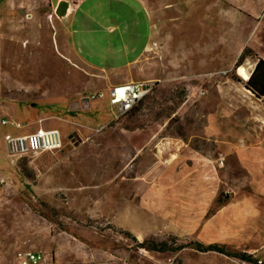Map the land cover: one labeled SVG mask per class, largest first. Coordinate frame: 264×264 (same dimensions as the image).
<instances>
[{
    "label": "rangeland",
    "instance_id": "1",
    "mask_svg": "<svg viewBox=\"0 0 264 264\" xmlns=\"http://www.w3.org/2000/svg\"><path fill=\"white\" fill-rule=\"evenodd\" d=\"M14 1L0 4V155L5 134L36 127L57 129L65 145L15 164L36 179L28 190L0 158V264H16L28 251L48 258L59 251L70 264H164L139 248L147 239L172 249L216 243L262 260L264 140L256 143L264 107L236 76L232 60L246 27H232L230 5L141 0L153 24L142 56L152 64L141 70L155 63L159 77L134 111L115 119L107 91L138 69L126 67L134 56L103 31L105 15L93 14L98 27L77 14L66 29L45 13L49 0ZM98 92L104 97L89 98ZM82 99L87 108L69 109ZM80 248L89 253L77 261ZM168 254V264L230 258L192 248Z\"/></svg>",
    "mask_w": 264,
    "mask_h": 264
},
{
    "label": "crops",
    "instance_id": "2",
    "mask_svg": "<svg viewBox=\"0 0 264 264\" xmlns=\"http://www.w3.org/2000/svg\"><path fill=\"white\" fill-rule=\"evenodd\" d=\"M22 2L26 1L29 3H34L36 1L44 3V0H20ZM69 3V13L67 15V23L65 28L69 26L71 20L75 18L77 14H80L82 20L88 21L90 24L93 22L99 27L98 16H94V13L105 15V20L107 24L103 25V31L105 34H108L109 37H116L117 41L119 42L118 50H121L123 54H128L134 56L132 59H128L126 62V67H131L134 64H137L138 69V76L134 77H125L124 82H133V81H152L158 79V69L157 65L154 63L152 70L145 69L144 71L141 70V67L147 66L150 68L151 62H146L142 60V56L147 51L148 46L152 40L153 36V24L151 23L150 16L146 11L141 0H65ZM223 3H227L230 5L228 7L229 10V18H232V27L233 24L235 27L240 26L241 24L246 27L245 38L241 44L236 49L234 54V58L232 61L236 60L235 64V73L236 69L239 66H243L250 75L252 70L254 69L258 60H264V0H219ZM14 3V0H0V4L10 5ZM48 3V2H47ZM50 4V2H49ZM47 4L46 14L53 20H56V16L54 15V9ZM50 6V7H49ZM117 7L115 10H112L111 7ZM112 10V11H111ZM122 13V15H120ZM231 23V21H230ZM66 40H71L70 33L65 34L64 37ZM247 50L246 56L241 58V61L238 63V58L243 52V50ZM135 54V55H133ZM238 71L236 76L241 79L238 75ZM247 80V79H246ZM241 79L239 82L240 87L245 91V93L249 94L250 97L253 96L244 89L243 84L246 82ZM120 83V84H122ZM255 99V98H254ZM259 101L261 105L264 107V97L260 99H255ZM53 129V128H52ZM255 127L252 128V131H256ZM264 140V136L261 140H259L256 145H260ZM243 142V140H241ZM247 143V141H246ZM65 145V143H63ZM62 144V146H64ZM242 144L235 141L232 143V147L239 149ZM248 146H251V144ZM50 153V152H48ZM39 156V155H38ZM37 157V156H36ZM140 242V241H139ZM83 244V243H82ZM172 249V248H170ZM182 248L180 251L183 252ZM81 254L77 255L80 259H76L77 261L84 259L89 251L85 249H81ZM37 252V251H33ZM171 251L165 252H154L151 251L152 257L157 258L155 262L159 260L164 264H168L171 258H169V254ZM40 253V252H37ZM207 253H215V252H207ZM256 252L252 250L249 255L252 258L256 257L254 255ZM45 261L42 264H70V260L74 259H64L61 257V253L59 251H55L53 255L49 258L41 253ZM219 254V253H215ZM222 255V254H220ZM223 256V255H222ZM227 258V256H224ZM263 259H255L259 262H264V253L262 255ZM164 260H163V259ZM232 260V261H231ZM232 257L227 258L223 264H237L233 261ZM240 261V260H239ZM90 262V261H86ZM242 262V261H241ZM91 263V262H90ZM246 263V262H242ZM183 264H188L187 259L183 262ZM253 264V263H248Z\"/></svg>",
    "mask_w": 264,
    "mask_h": 264
},
{
    "label": "built area",
    "instance_id": "3",
    "mask_svg": "<svg viewBox=\"0 0 264 264\" xmlns=\"http://www.w3.org/2000/svg\"><path fill=\"white\" fill-rule=\"evenodd\" d=\"M151 90V83L146 81H133L122 84H116L109 87L107 91L108 104L113 106L116 111L115 119L122 117L134 105L141 101ZM199 94L201 92L199 91ZM104 97L102 92L91 94V100L101 99ZM83 108L88 107L87 100H81ZM6 124L5 120L1 121ZM17 127L20 124H15ZM100 130V128H99ZM4 145L7 155L10 158L22 156L36 157L45 152L59 150L62 147V139L57 129H42L24 135L9 136L4 135ZM143 250H139L141 253ZM45 261L44 256L37 252L20 253L17 257L16 264H42Z\"/></svg>",
    "mask_w": 264,
    "mask_h": 264
},
{
    "label": "trees",
    "instance_id": "4",
    "mask_svg": "<svg viewBox=\"0 0 264 264\" xmlns=\"http://www.w3.org/2000/svg\"><path fill=\"white\" fill-rule=\"evenodd\" d=\"M246 53H247V50L246 49L243 50V52L241 53V55L239 56V58L237 60L238 63L241 61L242 57L246 56ZM237 71H238L237 75L243 81H245L247 79L246 82L243 84V87L246 91H248L255 99H260V98L264 97V60L260 59L257 61L256 65H255V67L252 70L250 75L248 74V71L243 66L237 67L236 73H237ZM136 105H134L123 116H127L129 113L134 111L136 108L135 107ZM38 128L39 127H36L34 129V131L37 130ZM3 142H4V136H3ZM4 151H5V155H3L4 153H1V154L8 159V162H9L8 169L11 171L14 170L15 173L17 172L16 173V175L18 177L17 181H18V183L21 184L23 189L28 190L29 187L36 186V184H37L36 179L29 180L27 178L26 174L21 173L15 167V164L19 160H21L22 158L30 157V156L10 158L7 155L6 150H4ZM46 154H49V153L45 152L43 154H40L38 157H42L43 155H46ZM3 156H1L0 158H2ZM10 166H12V167L10 168ZM2 170L0 169L1 174L4 173V172H2ZM24 178L27 180V182L25 181ZM20 191H23V190H20ZM34 212H36V214H38L40 217L51 219V220L53 219L52 213H50L49 211H42V210H38V209L34 208ZM133 239L135 240L136 238L133 237ZM138 246H139V248H142V249H145L148 251H154V252H165V251H169V250L170 251H177V250H181L182 248H192V249H194L198 252H202V253L215 252V253H219V254H222V255L227 256V257H234L237 260H240V261L246 262V263L264 264V262H259L258 260H255L254 258H252L251 255H248L246 253H239L238 252V253L228 254L223 250L222 246H220L216 243L205 245V244H202V243L197 242V241H190V242H187L185 245H180L176 248L170 249L165 243H157V242L153 241L152 239H147V240H143L142 242L138 243Z\"/></svg>",
    "mask_w": 264,
    "mask_h": 264
},
{
    "label": "water",
    "instance_id": "5",
    "mask_svg": "<svg viewBox=\"0 0 264 264\" xmlns=\"http://www.w3.org/2000/svg\"><path fill=\"white\" fill-rule=\"evenodd\" d=\"M50 6L54 8V15L58 20L65 26L67 23L65 16L66 8L69 7V3L65 0H49ZM80 106L79 102H72L69 105L70 110L78 109ZM156 152V150H154Z\"/></svg>",
    "mask_w": 264,
    "mask_h": 264
},
{
    "label": "bare ground",
    "instance_id": "6",
    "mask_svg": "<svg viewBox=\"0 0 264 264\" xmlns=\"http://www.w3.org/2000/svg\"><path fill=\"white\" fill-rule=\"evenodd\" d=\"M53 9H54V8H53ZM69 9H70L69 7L66 8V12H65V16H64L65 18L67 17V15H68V13H69Z\"/></svg>",
    "mask_w": 264,
    "mask_h": 264
}]
</instances>
